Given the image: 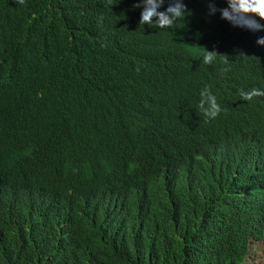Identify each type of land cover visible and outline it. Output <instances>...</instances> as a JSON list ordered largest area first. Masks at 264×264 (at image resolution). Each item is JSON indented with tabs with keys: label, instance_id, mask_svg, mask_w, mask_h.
<instances>
[{
	"label": "trees",
	"instance_id": "trees-1",
	"mask_svg": "<svg viewBox=\"0 0 264 264\" xmlns=\"http://www.w3.org/2000/svg\"><path fill=\"white\" fill-rule=\"evenodd\" d=\"M134 2L0 0V264H243L264 246V96L240 97L264 90V29L221 18L227 0L140 25Z\"/></svg>",
	"mask_w": 264,
	"mask_h": 264
},
{
	"label": "clouds",
	"instance_id": "clouds-1",
	"mask_svg": "<svg viewBox=\"0 0 264 264\" xmlns=\"http://www.w3.org/2000/svg\"><path fill=\"white\" fill-rule=\"evenodd\" d=\"M167 0H135L134 12L140 25L156 26L159 28H172L178 19L186 15V5L182 0H175L174 3H166ZM23 4L25 0H18ZM228 7L219 9L221 18L228 20L234 26H240L252 31L264 29V25L254 17L264 20V0H227ZM210 11H217L214 4L210 5ZM258 45H264V37L257 39ZM214 57L211 51H206L203 57L205 64H211ZM256 96H264V90L253 88L245 92L240 91L243 100L250 101ZM198 110L209 119H215L222 111L216 96L211 92L210 87H205L200 92Z\"/></svg>",
	"mask_w": 264,
	"mask_h": 264
},
{
	"label": "rangeland",
	"instance_id": "rangeland-1",
	"mask_svg": "<svg viewBox=\"0 0 264 264\" xmlns=\"http://www.w3.org/2000/svg\"><path fill=\"white\" fill-rule=\"evenodd\" d=\"M243 264H264V246L262 243H252L249 256Z\"/></svg>",
	"mask_w": 264,
	"mask_h": 264
}]
</instances>
